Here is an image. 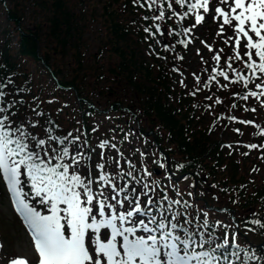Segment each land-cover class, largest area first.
<instances>
[{
    "label": "snow or ice",
    "instance_id": "1",
    "mask_svg": "<svg viewBox=\"0 0 264 264\" xmlns=\"http://www.w3.org/2000/svg\"><path fill=\"white\" fill-rule=\"evenodd\" d=\"M134 3L156 9V14L144 19L160 23L146 26L145 30L149 39L156 38L165 49L171 45L160 37L178 31L167 24L169 11L180 23L190 12L195 13L198 23L211 13L219 22V32L232 45V55L225 53V67H219L223 49L215 51L212 58L217 67L204 86L211 87L216 81L219 87L228 88V83L217 80L219 75L231 83L252 84L254 87L248 88V93L264 97V0H230L227 4L225 0H134ZM180 31L178 43L187 46L192 37L184 39L183 33H190L192 27ZM204 43L213 49V44ZM12 76L9 73L0 80V177L34 238L37 264H264V250L237 239L234 217L231 224L210 218L209 212L214 209L207 204L194 205L189 198L193 193L181 192L171 183L170 172H164L169 179L154 177L144 162L148 152L134 149L133 152L140 153L137 161L129 158L133 152L126 156L118 144L105 138L97 141L100 151L96 153L89 143L87 129L62 131V126L45 112L36 96L29 102L20 95L27 89H9L8 85L15 84ZM195 78L200 80L199 76ZM54 99L50 97L49 102ZM229 119L241 118L232 115ZM99 127L96 124L91 131L95 133ZM235 130L243 134L241 129ZM106 147L109 154L104 151ZM247 147L255 149L258 145L249 143ZM94 154L98 157L95 160ZM163 156L161 152L156 161L161 168L166 167ZM174 167L183 168L184 162ZM248 219L251 224L264 226V219L256 213ZM251 224L241 222L246 229ZM3 249L0 240V251ZM8 264H31V260L27 255H16L9 258Z\"/></svg>",
    "mask_w": 264,
    "mask_h": 264
},
{
    "label": "trees",
    "instance_id": "2",
    "mask_svg": "<svg viewBox=\"0 0 264 264\" xmlns=\"http://www.w3.org/2000/svg\"><path fill=\"white\" fill-rule=\"evenodd\" d=\"M4 8L8 10L6 19L0 22V80L12 73L15 84L8 85L9 89H27L20 95L29 102L36 96L45 112L62 126V131L87 129L91 144L96 142L95 136L102 139L112 136L109 131V136H99L103 122H99L100 127L95 133L91 131L98 124L97 117L119 116L111 130L122 144L126 141L124 137L130 135V127L125 123L130 115L123 117L126 113L121 109L126 102L118 96L112 102L108 100L111 105L96 109L99 105L90 93L95 90L101 97L113 99L116 94L120 95L119 86L111 85L106 89L103 80L113 77L118 84L123 80L126 84L131 83L136 96L135 102H128L132 107L129 108L138 109L137 118L142 121L138 135L148 140L149 146L155 143L158 151L164 153V170L171 173L170 181L176 185L188 184V191L193 193L189 198L194 205L203 207L207 204L214 209L209 212L210 218L214 212L213 218L230 221L220 216L225 211H221L223 206L215 202L227 201L225 208L236 215L237 238L264 250V226L251 224L248 219L254 213L264 219V156L261 155L264 147H259L264 145V132L261 131L264 111L260 119L227 109L229 106L225 103L230 104V101L213 102L209 108L205 103L208 100L201 98L206 92L176 84V69L182 71L183 68L175 63L176 59L164 60L166 49L157 46L156 38L149 39L150 34L145 30L146 26L159 22L144 19L156 14L155 8H145L134 0H0V16L5 12ZM168 17L167 24L178 30L171 34L172 41L167 38L171 45L168 50L172 53L174 48L175 52H181L185 45L178 43L180 30L186 23L193 22L192 15L185 17L182 23L177 22L170 11ZM95 24L98 28L89 35L97 44L92 45L88 42L91 36L87 37V32ZM156 52L161 55L157 56ZM104 53L111 60L106 62L111 63L110 66L99 60ZM56 56L60 57L59 64ZM32 64L34 68H31ZM212 67L216 68L212 65L211 70ZM234 84L239 85V82ZM193 92L196 94L192 95ZM234 92L240 93V88L230 91L231 98H234ZM240 94L239 99L235 97L231 101L232 108L244 111L247 106L255 115L264 97L257 101L256 97L246 96V99L242 91ZM50 97L56 99L49 102ZM240 98L246 101L242 102ZM91 103L95 107L90 106ZM232 115L241 119L230 121ZM244 120L256 124H246ZM133 139L131 136L130 140ZM249 143H256L258 147L250 149ZM119 147L124 151L121 145ZM178 162H184V167L175 169ZM181 174H186V179L173 180ZM193 180L197 184H192ZM241 222L251 224L256 230L242 227ZM2 224L0 220L1 230ZM249 233L263 237L261 242L252 241Z\"/></svg>",
    "mask_w": 264,
    "mask_h": 264
},
{
    "label": "rangeland",
    "instance_id": "3",
    "mask_svg": "<svg viewBox=\"0 0 264 264\" xmlns=\"http://www.w3.org/2000/svg\"><path fill=\"white\" fill-rule=\"evenodd\" d=\"M230 0H225V3H229ZM4 5H6L4 3ZM5 12L2 13V15L0 16V22L4 19H6V12H7V8H4ZM4 11V10H2ZM28 15L30 13V11L27 12ZM27 21V20H26ZM5 23V22H3ZM195 23V28H194V39H192V42L188 43V45L185 47L186 49H183L181 52L177 51V52H172L170 53L168 49H166L165 53L167 54L166 58H164V60L171 58V59H176L175 63H178L180 65L181 68H183V74H180L177 72V74H175V82L176 84L181 83V80L186 81L184 83V87L185 85H187L186 88H189V90L192 89H196V88H200L202 91L206 92L205 94H203V99L208 100L207 104H212L213 102H217V98H220V102L225 103L227 101L229 102L225 103L227 106H229L227 109H232L233 111H236L238 114H243V115H248L250 117H257L262 119V114L264 111V98L261 99V102L258 104V106L260 107V109H258L257 111H255V115L251 114L252 111H250L249 109H245L244 111H240V110H236L233 109V103L231 102L233 99H236L235 97L238 96H233L234 98L230 97V91H239L240 88V93L241 91L243 93H245V96L247 95V97H252L249 93H248V89L245 85H241V87H239L238 84H234L231 83L227 80H225L223 77L217 75V80L221 83H228L230 86L228 88H221L219 87V85L216 83V81H213L211 87L206 88L204 85L207 83L209 76H212V71L211 70V66L215 65L217 67L216 62L213 60V55L215 53V51L223 49V51H221V61L219 64V67H225V62H224V56L225 53H227L228 55H232V45L228 44L226 42V40L224 39L225 34L222 32H219V28H218V21H216L215 19H213V15L211 13H209L206 17L205 20L202 22H194ZM28 24V22H27ZM98 28V26L95 24L87 33V37L91 36L89 35V33H93L96 29ZM184 35V34H183ZM177 36H175L176 38ZM169 39L170 41L173 40V37H171V35H164L160 37L161 41H166V39ZM181 39V36H180ZM195 40V41H194ZM205 41H207V43L213 44V49H208L206 44L204 43ZM89 43H92V45L97 44L95 38L92 39L91 38L88 40ZM167 42V41H166ZM158 47L160 46V43L158 42ZM197 49H199L200 51L198 52ZM94 52V51H93ZM169 52V53H168ZM101 55V54H100ZM173 55V56H172ZM183 57V59H181L180 57ZM201 57H203V59H201ZM57 63L59 64L60 62V57L56 56L55 57ZM99 60L101 63H106V62H110L111 60L107 57L106 53L102 54L101 56H99ZM233 60H235V57L233 56ZM108 66H110V64L106 63ZM234 67L236 66V64L234 63L233 65ZM35 66L32 64L31 68H34ZM213 69V68H212ZM193 73H195V76H199L200 80H196L195 76L193 75ZM231 74V73H230ZM93 79V78H92ZM126 81L123 80L122 83L118 84L115 79L113 77H111L108 80H103L102 84L106 87V89H109V87L111 85H118L119 86V91H120V95L116 94L113 98H109V97H101L100 94L96 93L95 90H91V95L93 97V100L97 102V104L99 106L96 107V109H101V107H107L111 104H108V100L110 102H112V100H116V98L118 96H120L122 99H124V101L126 102L121 109L123 110L124 114L126 113V115H123V117H126L130 115L129 120L127 121V119L125 120V123L127 125H129V138L125 139L126 141H124L122 144L119 141H116V139L114 140L115 142H117L118 144L120 143L121 147L123 148V152L125 153L126 156H128L129 152H133L134 149L137 148H142L145 152H148L149 155L147 157L144 158V162L147 165V167L149 168L150 171H152L155 167H160L156 161L157 158H160V152L158 151V148L156 146L155 143H152L149 146L148 140L147 143H145V139L140 138V136L138 135V129H140L142 121L140 118L137 119L136 115L139 114V110L137 109L136 111L133 109L131 110L130 108L131 105L128 104V102H133L135 99V93H134V89H133V85L131 83L126 84ZM205 87V88H204ZM251 87H254V85H252ZM214 88H216L214 90ZM207 97H211V99H207ZM240 97V96H239ZM238 97V99H239ZM255 98V97H252ZM261 97H256L257 101H259ZM241 101L243 100L242 98H240ZM245 99V98H244ZM248 99V98H246ZM246 100H243L242 102H244ZM131 102V103H132ZM135 102V101H134ZM218 103V102H217ZM130 107V108H129ZM257 107H255L256 109ZM51 109V108H50ZM250 111V112H249ZM138 113L135 114L134 113ZM119 115V114H118ZM133 115V117H132ZM258 115V116H257ZM264 115V114H263ZM119 116H115V117H104L103 115H99L97 117V121L98 124L99 122H103L104 123V127L102 129H100L101 134L100 136H109L108 131L110 133V135H114L117 136V134L114 133L113 130H111V126L113 124V122L115 121L116 118H118ZM264 119V118H263ZM93 120V119H92ZM236 125L233 126V128H235ZM221 132V131H219ZM132 133V134H131ZM134 137V139L131 141L130 137ZM113 137V136H112ZM115 138V137H114ZM253 138L251 137L250 140H252ZM108 148H107V154H109ZM96 153H99V150L95 149ZM152 153H155V155H152ZM256 155V153H255ZM93 158H97V156L94 154ZM129 158L131 159H135L137 161L140 160V153L139 152H133L132 156H130ZM163 159V158H162ZM252 161H250V164H252ZM152 173H154L152 171ZM155 174V173H154ZM153 174L154 177H158L162 180H165V176L164 174H157L159 176H155ZM179 182V181H178ZM172 183V182H171ZM179 189L182 190H190L189 185L188 184H180L178 185ZM217 205L219 206H225L227 205V201H215ZM215 204V203H214ZM13 204H12V197L10 196V193L7 191V189L4 187V184L2 181H0V220L3 221L2 224V235L4 237V252L5 255L2 259V264H8L9 258L16 256V255H27L30 260H31V264H37V254L34 255V244L31 240V236H30V231H28V228L26 226H23L16 214L13 211L12 208ZM224 216L226 219L229 218L230 220V213L228 212H224L221 213L220 216ZM214 216V212L211 213V217L213 218ZM232 221L230 220L231 224ZM249 232V231H246ZM249 236L251 237L252 241L254 242H259L260 240H262L263 237L261 236H256L253 235V233H249ZM1 240V237H0ZM239 240V238H238ZM261 242V241H260ZM3 252V254H4Z\"/></svg>",
    "mask_w": 264,
    "mask_h": 264
}]
</instances>
